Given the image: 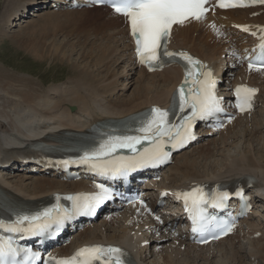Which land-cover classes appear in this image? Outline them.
Here are the masks:
<instances>
[{
	"label": "bare ground",
	"instance_id": "obj_1",
	"mask_svg": "<svg viewBox=\"0 0 264 264\" xmlns=\"http://www.w3.org/2000/svg\"><path fill=\"white\" fill-rule=\"evenodd\" d=\"M11 1L4 14L2 38L5 33L12 30L8 29L10 19L19 16L20 12L22 14L26 4L37 3V0ZM40 11L42 12L38 10L36 17L41 16ZM257 11L219 12L214 18L202 17L201 20L174 26L170 36V47L192 51L205 64L212 66L215 76L220 78L222 61L226 56L224 49L228 45V39L231 41L234 38L226 34L221 35L220 23L230 25L239 22L250 28L255 24L264 25V12L256 18H250V14ZM82 12L88 14L94 26L93 34L88 41L91 48L87 49L85 43L80 50L79 59L75 61H72L69 54L77 49V45H72V49L70 50V47L65 53L55 47L51 50L58 61L69 63L72 67V75L66 82L44 87L28 74L15 75L0 64V155L7 153L13 146L28 143L31 137H40L57 128H82L107 116L124 117L150 105L165 106L169 101V93L181 82L182 71L176 66H168L159 73L149 74L135 63L124 18L104 8ZM52 14L46 13L44 17H50ZM25 21L27 20L14 23L15 28L24 27L25 32L11 35L9 40L34 58L43 59L44 56L40 55L38 46H34L32 42L33 28ZM127 63L132 70L130 78L128 77L130 70L124 67ZM120 65L121 69L118 70L117 67ZM236 71L232 73L228 83L255 85L259 92L255 102L257 111L255 109L253 114L247 113L237 117L219 133L220 137L214 143L216 148H213L210 155L213 156L219 150H227L229 153L221 158L222 160L205 163L211 157L203 151L196 150L192 152L186 150L175 158L176 162L173 159L171 167L162 172L160 179L163 180L162 183L147 185L148 191L156 197L163 190L171 192L183 190L194 183L236 182L249 176L257 181V188L263 192L258 202L264 208V73L248 72L243 67L237 68ZM128 79L130 82L124 83ZM222 81L224 82L223 79ZM120 83L124 87H121ZM129 84L131 88L133 87L130 93L123 94L124 98L117 97L119 86L121 95V91H126ZM230 141L233 144L237 143L241 150L237 151L236 147L233 149ZM207 143L202 145L201 150L209 151ZM15 176L2 178L1 183L8 189L11 198L23 202L32 200L44 202L58 192L91 189L87 183L81 181L66 183L46 178L28 179L24 176ZM255 216L258 219L257 213ZM153 226L151 214H136V210L126 208L116 218L109 217L102 220L99 225L93 223L92 226L77 233L72 245L74 247L92 242L118 247L130 256L133 255L137 264H194L197 261L200 264H214L213 259L217 256L221 258L222 264H226L229 257L237 259L236 254L243 251H246L248 256V264H264L262 242L264 222L259 219L256 222L252 216L244 219L235 233L215 246L199 249L186 245L174 247L164 245L155 254L156 260L150 261L149 256L152 252L149 250L150 246L145 243L150 241L147 236L151 234ZM259 232L262 237L253 239ZM153 241L155 243L152 247H158L160 244L157 242L158 239L153 238ZM69 248L65 246L60 250L65 252Z\"/></svg>",
	"mask_w": 264,
	"mask_h": 264
},
{
	"label": "snow or ice",
	"instance_id": "obj_2",
	"mask_svg": "<svg viewBox=\"0 0 264 264\" xmlns=\"http://www.w3.org/2000/svg\"><path fill=\"white\" fill-rule=\"evenodd\" d=\"M96 4H109L113 11L127 19L130 25V34L135 42V53L139 62L146 65L150 70L162 64L161 56L170 59L179 57L191 66L186 68L185 84L192 81L194 88H189L185 94L184 88L179 89L181 96L180 111L186 108L191 110V114L184 118V123L178 128L169 126L168 113L160 109H153L151 117L145 121L139 129L144 135L141 136H117L105 141L100 148L86 154L84 163L90 164L92 170L101 176L115 179L126 177L129 172L139 167L164 163L169 157V152L165 151V144L172 147H179L188 140L194 138V121L209 119L220 113L221 102L216 94V80L213 78L211 70L203 71L206 68L200 61L194 60L185 52L174 53L167 51L166 42L171 34L172 26L183 24L185 20L191 18L201 20L207 9V0H94ZM254 3H264V0H253ZM221 0L220 7H228ZM234 6V5H233ZM247 31V29H244ZM259 53L254 63L249 61V69L254 67L257 70L264 69V37L261 38ZM163 49V51H161ZM254 88L238 87L236 89V107L241 111L250 109L251 99L256 94ZM166 138V139H165ZM148 140L153 147L145 148L139 156L115 157L118 149L126 148L131 152H138V145ZM99 192L91 196L68 197L73 202L71 213L64 211L62 214L59 208L45 209L34 215L18 216L13 224L0 222V228L7 231L25 233L30 236L41 235L55 226L58 230L65 219H70L72 215H92L95 208L108 197L109 191L103 185L97 186ZM242 195V193H237ZM182 197L185 207L189 211L199 213V218L204 219L203 205L212 204L214 207H223L224 201L228 198L227 192H218L211 201L206 199L207 194L202 188H193L191 192L177 193ZM157 219H159L157 217ZM193 228V231H197ZM231 231V226L224 223L222 234ZM218 238V237H216ZM125 254L118 247L92 246L86 247L76 256L59 260L56 264H126ZM38 252L30 249H20L13 241L0 238V264H33L39 259ZM82 257V260H78Z\"/></svg>",
	"mask_w": 264,
	"mask_h": 264
},
{
	"label": "rangeland",
	"instance_id": "obj_3",
	"mask_svg": "<svg viewBox=\"0 0 264 264\" xmlns=\"http://www.w3.org/2000/svg\"><path fill=\"white\" fill-rule=\"evenodd\" d=\"M9 2L10 0H0V64L3 66V68H5V70H8L14 73L15 75L28 74L29 76L34 78L37 83L42 84L44 87H51L54 83L61 84L66 82L69 76L72 75V67L69 63L67 64L65 62L58 61L57 56L53 55L54 52L51 53V50L53 47H55L58 51L65 53L70 47V50L72 49V45H77V49H74L73 52L69 54L72 61H75L79 59L81 55L80 50L82 49L85 43L87 45V49L91 48V43H89L88 41L90 40L93 34L94 26L92 25V20L90 19L88 14L84 12H52L53 14L51 13L52 15H50V17H44V15L48 12L42 11L40 12L41 16L36 17V13H34V11L29 10L28 13L32 14V16L30 17V15H27V17L25 18V20L27 21L25 22L31 24V27L33 28L32 34L34 33L32 37V42L35 44L34 46H38V49L40 50V55L44 56L43 59H38L27 54L26 52L18 48V46L14 45L12 41L9 40V37L11 35L24 33V27L15 28L13 26L12 29L9 27L11 23L9 21L8 29L12 30L8 33H5L2 38L1 30H4V28L2 27L4 21V14L7 12L9 4L11 5L12 1L10 3ZM89 20L91 23H89ZM11 24L13 25V23ZM90 42H92V40ZM122 65L118 66L117 69H121L120 67ZM124 67L130 70V78L132 73L131 68L128 66V63L127 65L125 64ZM129 82L130 79L126 80L124 83ZM121 84L122 83H120V86L124 87ZM120 86L118 93H116V96L120 98H124L123 94L127 95L133 89V87H130L131 84H129L126 88L127 92L121 91V95H119L121 90ZM209 140L212 141L213 139ZM202 144L200 143L198 148H195L194 150L198 152L203 151L206 153L207 156L211 157L210 160L208 159L205 163H216V161L222 160L221 158H223L229 153L227 150H219L213 156H211L210 154H212L214 145L210 144V146L208 147L209 151H204L201 150ZM256 144L253 145V147H255ZM237 145V143H234L232 145V148L234 149L236 147L237 151L238 149L240 151L241 149L239 148V145L238 147ZM197 156L198 154H196V157ZM262 217H264V213ZM101 220L102 218L99 219L96 224H98V222ZM236 255L238 257L237 261H235L232 257L233 261H235V264L240 263L239 260L243 257V255L247 256L246 251H243V253H238ZM246 256L243 258V263H247ZM229 259H231V257H229L227 260L229 261ZM213 262L214 264H222V260L218 256Z\"/></svg>",
	"mask_w": 264,
	"mask_h": 264
}]
</instances>
